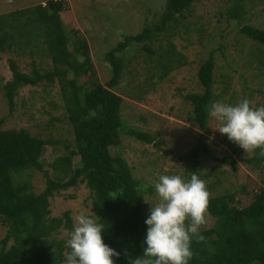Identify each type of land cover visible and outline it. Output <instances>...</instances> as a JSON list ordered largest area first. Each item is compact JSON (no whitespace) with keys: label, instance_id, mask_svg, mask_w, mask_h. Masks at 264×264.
Listing matches in <instances>:
<instances>
[{"label":"rangeland","instance_id":"374dc122","mask_svg":"<svg viewBox=\"0 0 264 264\" xmlns=\"http://www.w3.org/2000/svg\"><path fill=\"white\" fill-rule=\"evenodd\" d=\"M41 1L0 0V14L7 13L6 18L15 16L16 19L18 13L13 11ZM62 2L61 17L69 37L68 46L71 47L74 40L72 30L76 29L87 43L93 77L102 84L111 75L103 58L105 51L124 35H133L146 23L156 22L165 5V0ZM242 2L243 9L240 10L237 0H194L152 39L130 44L119 53L121 74L118 82L109 88L121 97L120 141L109 145L108 150L111 155L120 154L129 166L137 181L146 219L151 205L144 198L153 204L158 203L154 182L161 175H179L188 181L195 172L205 181L210 196L234 192V199L241 207L251 201L253 191L264 180V160L258 165L242 161V158L251 157L253 152L245 153L222 135L216 129L219 122L209 114L206 129H196L187 119L191 104L183 97L187 92H201L197 70L211 53L214 80L213 97L208 107L213 102L234 105L245 98L257 107L264 105V67L259 65L264 47L237 31V19L227 17V13L240 17L244 13L240 23L264 28V0ZM23 18L22 15L20 20ZM12 24L10 28L0 30V34L5 31L9 36V47L0 51V128H24L31 135L50 140L51 143L43 147L39 162L50 176L57 175L59 171L53 168L54 159L73 148L71 128L57 83L40 82L19 87L13 97L12 111L7 109L2 85L11 76L8 59L14 60L17 68L27 74L30 73L31 60L39 63L40 70L50 68L49 59L40 53V49L34 52V45L27 44L24 32L30 23L14 21ZM30 41L33 42V38ZM29 49L31 54H28ZM159 68L169 70L158 77ZM87 78V74L81 75L77 82ZM126 127L147 132L154 140L150 143L136 140L121 130ZM197 144L193 160L189 150ZM227 155L235 160L233 171L229 165L215 159ZM76 160L77 156H74L72 161ZM15 179H26L34 193L44 185L42 173L32 168L20 171ZM48 202L50 216H61L67 210L72 222V228L61 227L52 232L53 238L66 242L74 228L75 217L80 213L96 220L91 211L89 190L82 182L53 194ZM213 221L207 214V224L201 229L211 226ZM4 230L0 224V237Z\"/></svg>","mask_w":264,"mask_h":264},{"label":"trees","instance_id":"16d2710c","mask_svg":"<svg viewBox=\"0 0 264 264\" xmlns=\"http://www.w3.org/2000/svg\"><path fill=\"white\" fill-rule=\"evenodd\" d=\"M62 1L43 0L13 11L18 13L16 19L15 16L6 18L7 13L0 14V30L10 28L14 21L30 23L24 32L27 44L32 43L34 52L40 49L50 61L49 69L40 70L39 63L31 60L27 74L17 68L14 60L8 59L11 76L2 85L8 111H12L13 97L19 87L56 82L73 139V148L53 161V168L59 173L50 176L39 162L43 147L50 144V140L31 135L24 128H0V224L5 228L0 237V264H65L70 250L66 242L51 237V233L61 227L72 228L71 218L67 210L61 216H50L48 200L60 190L81 182L89 190L91 211L96 221L105 225L101 233L104 243L120 252L118 258L113 257L114 264H128L125 252L131 257L142 252L148 225L145 223V206L137 192V181L125 159L120 154L111 155L108 150L109 145L119 143L118 128L122 122L119 116L121 97L109 87L118 82L121 74L119 53L130 44L152 39L194 0H165L156 22L146 23L133 35H124L106 50L103 58L111 75L103 84L93 77L87 43L76 29L72 30L74 40L71 47L68 46L69 37L61 17ZM242 1L237 0L240 10L243 9ZM243 14L240 17L227 13V17L237 19V31L264 47V28L240 23ZM22 15L24 18L20 20ZM8 37L7 32L1 31L0 51L9 47ZM31 53L29 49L28 54ZM263 57L264 50L259 57L261 67H264ZM213 68V57L209 53L196 74L201 92L183 95L191 104L187 119L201 131L206 129L208 104L213 97ZM159 70L158 77L169 69ZM84 74L88 78L78 83L77 78ZM121 130L145 143L154 140L151 134L131 127ZM197 148L198 144L189 150L193 160ZM259 151L256 149L251 157L242 158V161L260 164L264 157ZM74 156H77L75 162L72 161ZM215 159L235 170L232 156ZM29 168L40 171L44 178V185L37 193L30 190L26 179H15L16 174ZM237 203L234 192L210 196L208 214L214 221L211 226L201 229L205 242H192L194 255L189 264H264V180L253 191L248 204L241 207Z\"/></svg>","mask_w":264,"mask_h":264},{"label":"clouds","instance_id":"9594fccd","mask_svg":"<svg viewBox=\"0 0 264 264\" xmlns=\"http://www.w3.org/2000/svg\"><path fill=\"white\" fill-rule=\"evenodd\" d=\"M208 114L219 122L222 135L241 147L245 153L259 149L264 157V105L255 106L247 98L236 104L213 102ZM158 203L151 205L148 225L142 241V252L128 264H189L193 258L192 242L203 243L201 228L207 224L210 193L204 180L193 172L190 180L179 175H161L154 182ZM105 225L80 213L66 240L70 250L65 264H114L120 252L104 243Z\"/></svg>","mask_w":264,"mask_h":264}]
</instances>
